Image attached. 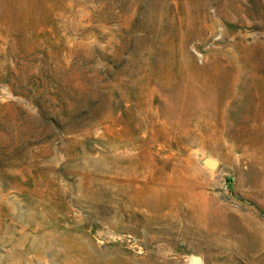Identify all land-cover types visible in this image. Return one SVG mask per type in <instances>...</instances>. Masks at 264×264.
<instances>
[{"label":"rangeland","instance_id":"1","mask_svg":"<svg viewBox=\"0 0 264 264\" xmlns=\"http://www.w3.org/2000/svg\"><path fill=\"white\" fill-rule=\"evenodd\" d=\"M0 264H264V0H0Z\"/></svg>","mask_w":264,"mask_h":264},{"label":"built area","instance_id":"2","mask_svg":"<svg viewBox=\"0 0 264 264\" xmlns=\"http://www.w3.org/2000/svg\"><path fill=\"white\" fill-rule=\"evenodd\" d=\"M224 192H226V193H227V187H226V186L224 187Z\"/></svg>","mask_w":264,"mask_h":264}]
</instances>
